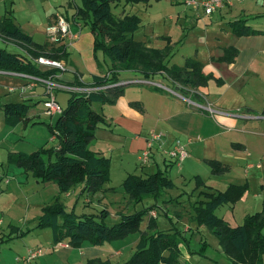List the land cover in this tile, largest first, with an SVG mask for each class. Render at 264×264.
<instances>
[{
	"label": "crops",
	"instance_id": "1",
	"mask_svg": "<svg viewBox=\"0 0 264 264\" xmlns=\"http://www.w3.org/2000/svg\"><path fill=\"white\" fill-rule=\"evenodd\" d=\"M7 1L9 2V5L7 4ZM21 1L24 4H28V6L22 8L16 6L13 7L14 2L15 4H21ZM32 1L34 0H0V21H4L5 25L11 24L23 31L31 38L32 42L35 45L42 46L47 53L52 52L58 47L63 48L62 51L65 52V55L59 61L65 65L66 70L64 72H68L69 75L66 76L65 73H58L59 79L67 84L74 83L77 78H79V80L81 81V73L78 71L77 65L74 64L71 59L70 50H73L76 53H85L83 54V56H88L93 51L94 53L92 54V56L94 55L95 58V52L100 51H94V36L91 31L90 33H83L82 26L84 23H82L80 20L77 21V19H74L78 7L81 5V2L79 3V5L75 6V10L71 12V16L69 17L67 11L62 12L61 10L57 9L60 0H46L45 2L40 1L43 5H47L50 11L44 14L43 12L41 14H38L35 11L31 10V8L33 7L31 5ZM73 1L74 0H69L68 3H73ZM172 1L174 3L184 4L183 0ZM235 2H237V4L232 3L231 5H225L215 11L220 15V17L222 14L225 15V17L222 18L226 19L225 23L229 31L228 42L222 47H216V49H214V54L210 55L209 60L206 62L196 59L195 55L189 56L193 57L197 62H199V64L201 65V72L205 76H210L209 80H212L216 85H224L225 82H227L228 84L225 89L224 87L214 86L212 87V92H210V88L208 87V80L206 86L197 88L198 92L204 95V99L202 100V102H199L200 104L211 105V103H213L211 105L212 108H214L213 105H216V107L214 108V110H216V113H214V116L211 117L214 118V124L211 123V118L205 116L206 114L192 109L188 105L186 97H177L167 93L163 88L156 89L149 85L134 83L126 84L122 88V94L114 101L113 104H106V108L101 107V111L103 112V115L105 117V123L100 124L95 130L94 139L90 143L92 146L90 147V149L109 159V182L106 186L108 187L109 185L108 190L109 188H111L110 185L112 183L114 175H117V180L119 179V182L122 183L127 175H138L139 171L142 172L140 174V176L142 177H145L156 171H167L166 174L168 176V173L171 170V166H173L174 164L180 166V163H182L183 166L181 165L182 168L180 171H183V168L188 162V154L181 162L176 163L174 159H170L167 156L165 151L172 148L175 140H178L184 146V148L185 146L191 145L192 141L194 140L200 141L201 132L206 129L205 127L210 128L214 126V130L217 128L219 130H223L222 128L226 127L227 129L234 130L235 132H237V134L251 132L252 135L255 136H264V132H261V130H244V127L238 128L237 124H239V121H236V118H253L252 115H260L257 119L264 121V115L261 114L264 108L258 110L253 106H242L243 101H240V103L237 104L232 103L233 100L238 101V98L248 95V92L246 91L247 87H249V89H254V86L258 88V91L257 89H254L256 90V96H261L262 100H264V20L256 21L255 23L248 21L251 17H262V19H264V12H262L264 11V0H241ZM186 8L190 9L189 7ZM56 13L61 14L68 22L70 37H64L60 43L54 44L47 40L45 28L47 25L54 21ZM200 13H197L198 16L200 15ZM123 15L135 14L127 13L123 9L120 16L122 17ZM238 20L243 21V25L248 27L250 30L257 31V33L250 35L234 34L231 30V23ZM0 37L2 36L0 35ZM3 39L5 41L15 43L11 40L5 38ZM15 44L20 48V52H14L15 54L27 58L30 57L29 55L32 51H30L29 49L31 48H28L21 43ZM225 56H228V58H226ZM166 64L168 66L174 65H169L168 59L166 60ZM37 67L43 69L41 66ZM109 68V66H105L104 70L102 66L97 63L96 58L94 60V64L89 69L91 71L89 73L91 81L95 76L105 75L108 72ZM2 75L16 76L17 78L20 77L15 73L13 74L10 72L0 71V84H2L3 80ZM132 78L142 77L131 71L122 72L120 75L121 81L129 80ZM22 79L23 81L19 80L20 82L17 83L19 86H22L26 83V80L24 78ZM159 79L163 80L165 84H163ZM150 80L160 83L165 87L174 88V84L169 79L164 78L160 75H156ZM35 88H33L31 91H25L22 94L16 95V99L10 98L6 100V102L24 101L25 103H27L29 105L27 120H29L30 117L38 116L41 113L47 115L44 110L36 109L38 103L43 107L42 102L46 98L44 88L42 86H37ZM210 95L213 96L210 97ZM208 96L212 99L210 100L211 103L207 98ZM225 97L230 99V102L226 103L227 100L224 99ZM6 102H2V104ZM237 107H240V109L245 108V112H242L240 114L246 113L243 115L248 116L230 115V113H228L233 112L230 110L238 109ZM250 114L251 116H249ZM22 123L24 122H21L16 126ZM26 123L27 121L24 124ZM53 123L54 120L52 121L51 126L53 125ZM255 126H257L256 128L259 127L257 123ZM150 130L162 133L163 139L160 144L157 142L153 144L148 161L144 164H141L139 158L142 150L145 148L146 141L149 138ZM212 134L216 133L214 132ZM2 142H4L3 139L0 140V145L2 144ZM251 144L252 142L250 141L249 144H244L243 146L238 143H233L232 146H235L234 148H236L234 152H237V154L243 157L246 155L251 156ZM24 151L26 150H23V148L21 147H6L3 150L4 156H1L0 158V166L2 167L5 162L8 163L7 157L9 154L17 152L26 153ZM223 155L225 156V158L230 159L234 157V155L229 153L222 154V156ZM245 161V163L248 162L247 159H245ZM217 162L225 167L227 169L226 172H228V164H225L224 162L223 164L220 161ZM8 164L14 165L15 168L21 171H17L9 166H6L4 170L2 169L0 171V249L3 245H9L12 242H15V240L16 242L19 240L20 242L21 240H24L25 244L22 243L23 248L21 249V253L25 255L28 249L37 247L51 248L53 245L51 229L36 228V224L37 219L41 214V209L44 206L50 204L58 195L59 191L57 185L52 182L40 183L29 174L25 173L21 168L17 167L15 164ZM162 167L163 169L161 170ZM254 167L255 166L252 164H246L243 170L247 174L248 170L253 169ZM113 168L115 170L114 174ZM255 168L259 169L260 166L257 165ZM10 170L14 175V178L12 177L13 180H8L5 176ZM121 183L119 185H121ZM76 189L80 190V195H85H82L83 203L86 205H90L89 208L92 210V196H88L87 194L82 192L81 184L77 185L71 191L59 196L60 201L63 203L66 210H70L69 206H67L68 202L71 203L73 200H75V205L73 204L74 206H72V211H74L75 206L78 204V199L81 196L75 194ZM111 191L109 190L107 192V195L111 194ZM113 192L115 193V191ZM165 201L166 200H162V202ZM13 204L19 209V211H22L23 216H19V218L9 216V220L4 222L5 217L8 216L9 212H11V207L13 206ZM17 204H19L20 207L17 206ZM156 205L157 201H155V203L153 204V209L148 211V215L150 217H154L157 224V212H155L154 210V207H156ZM99 206L100 205H96L95 209L93 210L99 211V209H104ZM122 209L123 208H121L120 211H123ZM94 211L92 212L93 214ZM152 212L155 213L154 216H152ZM116 216L119 217L117 213ZM190 216L191 213L190 215L181 213L180 216V219H184L187 222V225L184 228V232H190V238L180 237L181 240H179L180 242L178 248L182 254L181 259L183 261H189L191 256L186 247H191V241L198 243L197 246L200 244V248L202 247V252H207V250L211 249V251L209 250L208 252H211L212 256H214L215 254L223 255L222 249L218 245V243L217 245L214 244L215 248H211L210 244H208L198 236V234L202 233V231L204 232L205 227H197L195 223L190 220ZM190 223H193L194 227H191L189 225ZM133 234L135 237L132 238ZM130 236L132 239L128 240ZM138 238L139 234L130 233L122 239L105 242L101 245H92L85 241L82 242L79 247L69 246L48 249L44 254L31 259L29 262L17 259V257L14 259V261H12V256L10 254H8L7 257H3L0 254V264H87L91 260H100V262H108L109 264H121L128 260L134 252ZM62 242L67 243L66 241ZM203 242H206L207 246L203 245ZM109 246H111V248ZM128 250L129 253L126 260L116 263L111 261L112 258H121ZM130 251L132 252L130 253ZM207 257L209 258L210 256ZM228 260L229 261L227 262V264H231L229 258ZM216 264H218V261H216Z\"/></svg>",
	"mask_w": 264,
	"mask_h": 264
},
{
	"label": "trees",
	"instance_id": "2",
	"mask_svg": "<svg viewBox=\"0 0 264 264\" xmlns=\"http://www.w3.org/2000/svg\"><path fill=\"white\" fill-rule=\"evenodd\" d=\"M120 1L147 4L151 0H80L81 5L75 14L74 19L89 26L94 36V51L100 50L110 62L108 72L93 77L90 86L117 84L121 81V73L126 71L146 79L160 75L180 85V91L186 95L189 94L186 89L206 86L210 76L203 75L201 65L193 57L185 58L182 66H168L166 60L171 55L168 47L153 49L134 40L131 34L138 29L139 19L135 15L116 17L111 7ZM0 25L3 38L31 48V58L44 56L59 61L65 55L61 47L47 53L17 27L5 25L4 21H0ZM231 30L237 35L257 33L243 25L241 20L231 23ZM0 71L46 76L56 70L43 71L30 58L0 48ZM75 83L79 84L77 81ZM124 85L117 84L88 94L71 93L66 108L56 116L54 124L49 126L51 135L58 139V146L50 151L39 149L31 153H12L8 155L7 162L15 164L40 183L52 182L57 185L58 195L41 209L36 224V228L51 229L53 243L66 241L71 247H79L86 241L92 245H101L122 239L130 233H138L134 252L121 264H187V261H180L179 231L159 230L154 217L148 218L144 230L140 229L144 215L153 209V205L134 213H120L119 221L109 227L105 224L108 216L106 209H100L96 214L76 215L72 210H66L60 201L59 196L77 185H82L83 193L93 196L104 190L109 182V159L89 147L95 130L105 123L104 116L93 109V104H113L122 94ZM191 98L197 102L201 100L197 94H191ZM0 109L7 126L14 127L27 121L29 105L24 101L6 102L0 104ZM261 114L264 115V110ZM206 162L213 174L227 171L216 160ZM166 172L156 171L145 177L127 175L121 187L128 196V204H138L146 198L157 201L166 191L173 189V181ZM194 182L195 189H198V199L192 205L190 220L197 227L203 226L213 234L231 264H264V203L260 211L247 214L240 225L231 227L215 214V210L223 204H234L240 200L247 185L231 184L225 190L217 191L206 186L198 176L194 177ZM203 245L207 246L206 242ZM186 249L189 254L192 253L188 247ZM87 264L109 263L91 260Z\"/></svg>",
	"mask_w": 264,
	"mask_h": 264
},
{
	"label": "rangeland",
	"instance_id": "3",
	"mask_svg": "<svg viewBox=\"0 0 264 264\" xmlns=\"http://www.w3.org/2000/svg\"><path fill=\"white\" fill-rule=\"evenodd\" d=\"M40 1L45 2L46 0L32 1L31 5L33 7L31 10L38 14H41L42 12L43 14L47 13L49 11L48 6L43 5ZM68 1L69 0H60L57 9L61 10L62 12L67 11V14L70 17L71 12L75 10V6L79 5L80 1L74 0L73 3H68ZM233 3L237 4V2ZM7 4L9 5L8 1ZM14 6L22 8L28 6V4H24L22 1L21 4H15L14 2L13 7ZM186 7L187 6L185 4L174 3L172 0H152L151 2H148L147 5L142 2H137L135 4H124V2H120L118 4L112 5L111 10L116 17L121 15L123 9L127 13L135 14L139 19V27L131 34V37L134 40L144 42L147 46L153 49H163L168 47L171 54L168 58V64L180 66L183 64L185 58L194 55L196 56V59L202 60L204 62L208 61L209 56L214 54V49H216L218 46H224L228 42L229 38V31L225 23L226 19L222 18L225 17L224 14H222L220 17L217 12H214L211 16H206L199 9H187ZM198 12H201L202 14L200 13L198 16ZM261 20L264 19H262V17H251L248 21L255 23L256 21ZM82 32L90 33L89 26L83 24ZM0 48L13 53L20 52V48L15 43L5 41L2 37H0ZM70 53L72 61L77 65V69L81 73V81L85 85L92 83L91 77L89 75L91 71L89 69L94 64V60L96 58L97 63H99V65H101L104 70L105 66L110 67L109 60L100 51L95 52L96 58L94 55L92 56L94 53L93 51L88 56H83L85 53H76L73 50H70ZM61 73H65L66 76L69 75L68 72ZM2 77L3 85L0 84V104H2V102H6V100L10 98L16 99V95H19L18 88L20 87L17 83L23 81L22 78H17L16 76L2 75ZM159 80L165 84L163 80ZM227 85V82H225L224 85H216L212 80H209L208 82L210 92H212V87L214 86L224 87L225 89ZM9 87L16 88V90L14 92H8ZM254 87V89H257L258 91V88L256 86ZM254 89H249V87H247L246 91L248 92V95L238 98V101L233 100L232 103L237 104L240 103V101H243L242 106H253L256 109L261 110L264 108V100H262L261 96H256V90ZM27 91H31V89ZM178 93L181 95V98H191L189 94H183L181 91H178ZM54 94L57 103L62 107V109L66 108L71 92L68 90H56L54 91ZM212 96L213 95H210V97ZM210 97L208 96L207 98L211 103L210 100L212 99ZM224 99L227 100L226 103L230 102V99L227 97ZM190 100L192 101V99ZM202 100L203 99L201 98L199 102H202ZM197 101L193 100L192 102L197 105H202ZM212 104L213 103H211V105ZM107 105L93 104V109L103 115L101 107L106 108ZM188 105L192 109H195V111L206 114L205 116L209 118L214 116L212 113H206L201 111L200 108L190 104ZM213 107L215 108L216 105H213ZM237 108L238 109L230 110L233 112L228 113H230V115L239 116H244L243 114H246H240L245 112V108ZM36 109L44 110L43 107L39 105V103L37 104ZM249 116H251V114ZM252 116L253 118L250 119L236 118V121H239V124H237L238 128L244 127V130L257 129L261 130V132H264V121L257 119L260 115ZM213 119L214 118H211L212 124H214ZM53 120L55 122L56 116H47L41 113L38 116L30 117L26 124L22 123L16 127H10L4 123L3 112L0 109V140H4V142H2L0 145V158L1 156H4L3 150L6 147H21L23 150H26L24 151L26 153H31L39 149L49 151L52 149L54 150L58 146V139L56 138L53 141L50 139L52 135L49 130V126L52 124ZM256 123L259 126L258 128L255 126ZM213 127L214 126L210 128L205 127L206 129L201 132L200 141L194 140L192 141L191 145L185 146V150L188 154V162L186 166L184 164L185 167L183 168V171H180L183 166L182 163H180V166L177 164L171 166L168 176L173 181L174 188L172 190L166 191L162 198L157 200V205L154 207L155 212H157L156 221L158 224V229L168 231L170 230V232L179 231L181 238H190V232H184L187 222L184 219H180V216L181 213L190 215L191 207L198 199V189H195L194 182L195 176L200 177L206 186L220 191L224 190L229 184L241 186H244L245 184L247 185V189L243 193L240 200L234 204H223L215 210V214L222 218L230 226L234 227L240 225L243 222V218L246 214H252L259 211L261 204L264 203V136H255L252 135L251 132L237 134V132L234 130L227 129L226 127H223V130H219L218 128L214 130ZM214 132L216 134H212ZM250 141L252 142L251 156L246 155L241 157L239 154H237V152H234L236 148H234L235 146H232L233 143H238L243 146L244 144H249ZM89 147H92L91 144ZM226 153L232 154L234 157L230 159L225 158L224 155L222 156V154ZM244 158L247 159V163H245L246 161ZM205 160H217L221 163L224 162L225 164H228V172L224 174H213L211 172L210 165ZM246 164H252L255 167L259 165L260 168L257 169L254 167L253 169L248 170L246 174L243 170ZM6 166L12 167L17 171H21L15 168L14 165H10L6 162L2 165V167L0 166V171L2 169L4 170ZM162 169L163 167L161 170ZM114 173L115 170L113 168V174ZM141 173L142 172L139 171L138 175ZM5 176L8 180H13L14 178L11 170ZM120 183L121 182H119V179L117 180V175H114L110 185L112 189L114 188L112 191L110 190L111 194L107 195V192L109 191V185L108 187H106V185L104 190L93 194L91 199V207L93 209H95L96 205H100L102 208L108 210V216L106 217L105 224L109 227L119 221V217L116 216V213L118 216L123 212L134 213L143 210L144 208H148L155 203L152 198H146L138 204H128V196L124 193L121 185H119ZM113 191H115V193ZM79 192L80 190L76 189L75 194L81 197L78 199V204L75 206L73 212L76 215H80L82 213H92L94 210L92 209V211L89 208L90 205L83 203L82 197L85 195L82 194V196L79 194ZM162 200L166 201L162 202ZM73 204L75 205V200H73L71 203H67V206H69L70 210H72V206H74ZM17 206L20 207L19 204H17ZM121 208H123V211H120ZM11 209V212H9L8 216L5 217L4 222L9 220V216L14 218L23 216L22 211H19V209L15 207L14 204ZM96 212L98 211H94V214H96ZM149 217L150 216L148 213L144 215L142 219L143 221L140 224L141 230L145 229L146 221ZM189 225L194 227L193 223H190ZM198 236L210 244L211 248H215V245H217L216 238L206 228L204 229V232L202 231V233L198 234ZM133 237H135L134 234L132 235V238ZM180 237H178L179 240H181ZM132 238L130 236L128 240ZM22 243L25 244L24 240H21V242L20 240L17 242L15 240V242H12L9 245H3L0 249V254L3 257H7L8 254H10L12 256V261H14L16 257H24L25 254L21 253V249L23 248ZM197 244L198 243L191 241V247L189 248L192 253L190 254L191 257L187 264H216V261H218V264H227L229 261L228 257L224 254H215L212 256L211 252H208L209 250L211 251V249L207 250V252H202L200 249V244L198 246ZM109 247L111 248V246ZM42 248L44 253L46 250L50 249L48 247ZM131 252L132 251H130V253ZM128 253L129 250L121 258H112L111 261L115 263L124 261L128 258ZM206 255L210 257L208 258ZM180 261H183L181 257Z\"/></svg>",
	"mask_w": 264,
	"mask_h": 264
},
{
	"label": "built area",
	"instance_id": "4",
	"mask_svg": "<svg viewBox=\"0 0 264 264\" xmlns=\"http://www.w3.org/2000/svg\"><path fill=\"white\" fill-rule=\"evenodd\" d=\"M235 1H241V0H183L184 4L187 7L196 10L200 9L203 12V14L206 16H211L217 9L222 8L225 5H231ZM45 33L47 36V40L49 42L54 44L60 43L64 37L67 36L70 37L69 24L61 14L56 13L54 21L46 26ZM29 58L36 66H41L43 68L42 69L43 71L44 70H56V71L53 73H49L46 76L15 73L16 75L26 80V83L18 88V92L19 94H22L27 90L30 89L32 90L37 86H42L44 88V92L46 95V98L42 102V105L44 108V112L50 116H54V115L58 116L63 110L55 99L54 91L56 90H68L71 93L88 94L92 91L109 88L117 84L134 83L141 85H149L157 88H163L165 91L169 92L170 94L175 95L177 97H181V95L178 93V91H180V89L182 88L180 85L174 84V88H168L161 85L160 83L154 82L146 78H132L129 80L120 81L119 83L114 85L109 84L98 87L84 85L79 80V78L76 79V81L79 82V84L75 82L72 84H67L59 79L58 73L64 72L66 70L65 65L62 62L44 56H38L34 58L29 57ZM15 90L16 88H12V87L8 88V92H14ZM186 90L188 91L190 96L191 94H197L202 99H204V95L198 92L197 89H186ZM190 99H191L190 97L186 99L188 104L200 108L201 111H205L212 114L216 113V110H214L211 107V105L209 104L197 105L192 102L193 100L191 101ZM244 116H248V115H244ZM54 139H55V135H52L51 140ZM162 139H163L162 133L156 132L154 130L149 131V138L147 139L145 148L142 150V153L139 158L141 164H144L148 161L153 144L155 142L160 144ZM165 153L170 159H174L176 163L181 162L187 156L184 146L178 140H175L172 148L166 150ZM154 214L155 213L152 212V216H154ZM60 247H69V245L67 243H62V242L53 243L50 249H55ZM42 254H44L43 248L37 247L33 249H28L24 257L17 259L29 262L31 259L39 257Z\"/></svg>",
	"mask_w": 264,
	"mask_h": 264
}]
</instances>
